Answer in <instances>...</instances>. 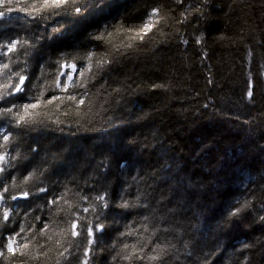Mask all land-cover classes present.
<instances>
[{"label": "trees", "instance_id": "1", "mask_svg": "<svg viewBox=\"0 0 264 264\" xmlns=\"http://www.w3.org/2000/svg\"><path fill=\"white\" fill-rule=\"evenodd\" d=\"M42 3L0 8V264H264V0Z\"/></svg>", "mask_w": 264, "mask_h": 264}, {"label": "snow or ice", "instance_id": "2", "mask_svg": "<svg viewBox=\"0 0 264 264\" xmlns=\"http://www.w3.org/2000/svg\"><path fill=\"white\" fill-rule=\"evenodd\" d=\"M12 4H13V0H0V8L6 9V11L8 13H10V12L15 10V8L13 6H11ZM27 7L30 8V9L36 10L37 14H39V11H42L44 9H64L65 11H67L68 7H71L75 12H80L81 11V7L77 6L75 3L69 5V0H43V3L39 6V9H36V5L35 4L28 5ZM21 10H23V9H21ZM28 14L31 15V12H29ZM52 14H59V13L53 12ZM153 14H155V10H154ZM5 15H6L5 11H0V18H4ZM33 18H35V17H33ZM148 27H150V25L146 24L145 28H148ZM140 38L143 39L142 36ZM28 43H29L28 41H23V43H22V38H13L10 43H6L4 45L5 51L3 52V55H7L8 52H11V51L15 50L16 47H17V44H20L21 47L24 48V47H26L28 45ZM185 43H187V41H185ZM4 67L7 68L8 65L4 64ZM24 79H25L24 76H20L19 82H18L16 88L14 89V92H20L21 91V87L20 86L23 84ZM65 79L67 80V79H69V77H65ZM7 95H9V93L5 92L3 94V96H0V100L4 99V97H6ZM247 95H248L249 98H251L252 97V91L249 90ZM83 102H84L83 100L80 101L81 104ZM8 103L12 104V107L6 106ZM14 107H16L15 102L6 101L5 102V106L4 107H0V116L7 117L9 114L13 113V108ZM35 107H36L35 104L24 105L23 106V113L27 114L29 108H35ZM24 114H21L18 111L17 113H14L12 115V118L16 120V124L17 125H19L22 122H24V123L27 122L25 120V115ZM9 135L10 134L0 133V139H2L3 142H4V144L0 145V147H5L6 148L7 141L9 140ZM6 156H7V152L6 151H5L4 154H0V162H3V164H4V167H0V172L5 171V169L8 166V161L6 159ZM0 179H3V177H0ZM7 191H8V188L4 187L3 188V192H7ZM40 191L43 192V191H46V189L41 188ZM3 192H0V199H3ZM22 196L26 198L28 196V193L27 192H23ZM9 198L13 199V200L18 199V197L14 196V195L10 196ZM96 199L102 203L103 207H107V202H106L105 196L103 194L97 196ZM122 206L123 207H128L127 203H125ZM239 211H240V208H236L235 210L230 211L229 215H236ZM0 219H3V220H7L8 219V210H7L6 207H5V210L3 212V216L0 217ZM75 227H76V225L74 223L73 224V229H75ZM103 230H104V225L103 224H97L95 226V231L96 232H103ZM86 231H87V235L88 236H91L93 238L95 237V233L93 232L92 228H88ZM73 234L74 235H78V233H76V232H73ZM14 243H15V238L14 237L9 238L8 245H7V250L8 251L15 252V248L13 247ZM23 247L26 248L27 245L25 244V245H23ZM161 247H163V246L161 245ZM185 247H187V245H185ZM0 254H2V253H0ZM158 258L159 257H152V259H158ZM84 264H87V260L84 261Z\"/></svg>", "mask_w": 264, "mask_h": 264}, {"label": "water", "instance_id": "3", "mask_svg": "<svg viewBox=\"0 0 264 264\" xmlns=\"http://www.w3.org/2000/svg\"><path fill=\"white\" fill-rule=\"evenodd\" d=\"M21 86H23V84Z\"/></svg>", "mask_w": 264, "mask_h": 264}]
</instances>
